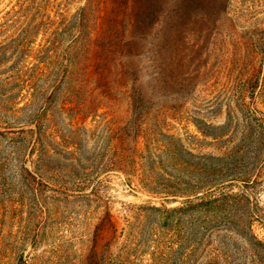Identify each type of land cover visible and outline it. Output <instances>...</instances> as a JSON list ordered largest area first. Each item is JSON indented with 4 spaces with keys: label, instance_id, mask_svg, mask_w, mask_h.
Returning <instances> with one entry per match:
<instances>
[{
    "label": "rangeland",
    "instance_id": "rangeland-1",
    "mask_svg": "<svg viewBox=\"0 0 264 264\" xmlns=\"http://www.w3.org/2000/svg\"><path fill=\"white\" fill-rule=\"evenodd\" d=\"M0 264H264V0H0Z\"/></svg>",
    "mask_w": 264,
    "mask_h": 264
}]
</instances>
